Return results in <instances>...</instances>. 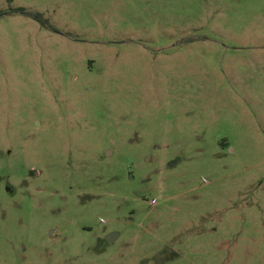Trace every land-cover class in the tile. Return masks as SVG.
Segmentation results:
<instances>
[{
	"label": "rangeland",
	"instance_id": "rangeland-1",
	"mask_svg": "<svg viewBox=\"0 0 264 264\" xmlns=\"http://www.w3.org/2000/svg\"><path fill=\"white\" fill-rule=\"evenodd\" d=\"M1 11L0 264H264V0Z\"/></svg>",
	"mask_w": 264,
	"mask_h": 264
},
{
	"label": "trees",
	"instance_id": "trees-1",
	"mask_svg": "<svg viewBox=\"0 0 264 264\" xmlns=\"http://www.w3.org/2000/svg\"><path fill=\"white\" fill-rule=\"evenodd\" d=\"M18 11H19L21 14L26 15V16H28V17H32L33 19L39 21L41 24L46 25V22L42 19V16H40L39 14H33V13H30V12H28L26 9H20V10H18ZM6 15H7V12H3V11H1V12H0V19H1L2 17L6 16Z\"/></svg>",
	"mask_w": 264,
	"mask_h": 264
},
{
	"label": "water",
	"instance_id": "water-1",
	"mask_svg": "<svg viewBox=\"0 0 264 264\" xmlns=\"http://www.w3.org/2000/svg\"><path fill=\"white\" fill-rule=\"evenodd\" d=\"M108 239L110 242L113 241V236L109 237Z\"/></svg>",
	"mask_w": 264,
	"mask_h": 264
}]
</instances>
